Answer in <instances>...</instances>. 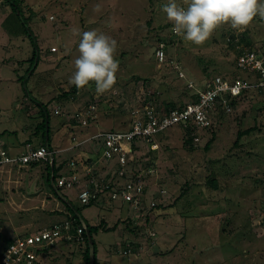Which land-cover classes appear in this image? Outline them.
I'll use <instances>...</instances> for the list:
<instances>
[{"label":"rangeland","instance_id":"374dc122","mask_svg":"<svg viewBox=\"0 0 264 264\" xmlns=\"http://www.w3.org/2000/svg\"><path fill=\"white\" fill-rule=\"evenodd\" d=\"M204 1L18 0L23 19L10 15L12 0H0V140L10 155L40 143L41 137L32 133L39 122L33 101L43 102L51 114L56 164L67 160L55 174L69 175L72 158L96 156L95 166L104 165V174L123 185L115 172L116 159L101 162L103 141L91 139L94 135L129 128L130 110L151 97L178 105L190 102L194 89L186 86L189 81L197 89L216 75L254 81L253 74L238 69L236 56L248 48L242 36L251 40L252 48L264 43V0ZM23 22L39 48L38 65L27 74L33 46ZM158 37L177 38L168 45L165 62L154 55ZM82 65L102 71L100 84L84 88L77 100H57L83 74ZM152 91L159 92L157 97ZM245 91V97L229 100L236 105L232 110H212V129L198 128V142L184 145L177 125L154 135L151 147L137 140L138 168L147 176L145 212L154 204L161 206L149 211L146 226L140 212L122 199L81 203L83 174L79 186L55 193L43 162L0 167V256L6 237L64 221L76 207L85 223L103 221L109 228L93 234L96 264H264V106L256 92ZM90 96L94 107L89 115L100 117L85 121L87 111L81 110L78 125L70 127V119L85 101L91 102ZM254 125L234 145L237 131ZM213 132L215 139L205 151ZM73 136L85 140L73 148ZM124 169L132 178L131 169ZM211 171L218 189L206 183ZM185 182L189 188L176 200ZM46 247L36 264H82L86 245L58 240ZM125 249L131 251L123 254Z\"/></svg>","mask_w":264,"mask_h":264},{"label":"built area","instance_id":"2783aa9c","mask_svg":"<svg viewBox=\"0 0 264 264\" xmlns=\"http://www.w3.org/2000/svg\"><path fill=\"white\" fill-rule=\"evenodd\" d=\"M173 32L176 33L177 30L174 28ZM190 33H192L191 30ZM165 57L164 44L160 43L156 51V58L158 62H164ZM173 65L177 69L179 68L177 63L173 62ZM236 65L244 73L253 74L254 81L248 82L240 77L230 79L216 75L211 79H205L200 89L194 87L193 81H189L186 86L194 89L191 90L190 95H194L195 98L190 102L179 104L166 114L160 113L154 102L144 100L138 107L130 110L131 123L129 128L100 132L91 138L103 141L101 157L106 161L115 158L120 165L115 172L117 176L123 178L126 174L124 167L129 160L133 159L138 139L143 140L147 146L151 147V145L156 144L153 138L154 135L178 124L183 128L190 127L192 129L191 135L194 136L195 142H198L200 136L197 134V129L208 127L211 124L209 114L213 112L212 110L221 111L223 106L226 107L227 111L232 110L229 100L240 96L245 90L264 93V43L259 48L250 49L246 47L238 52ZM178 75L181 78L185 77L181 70H178ZM93 107L91 105L92 109ZM38 159L49 160L50 163L53 161L51 152L45 146L11 156L8 148L0 140V167L7 164L24 166L29 161ZM148 172L150 173V169L146 173ZM56 182L59 187L71 188L74 183L79 182L78 174L62 175L56 178ZM89 183L90 186L86 184L79 192L78 199L81 203H89L91 199H96L101 191L109 189L112 199L120 197L125 202L133 205L138 212L141 211L143 204L140 195L144 186L141 175H138L136 179H133V177L131 179L128 176L124 177L121 186H111L110 183L99 182L96 178H90ZM140 215H142L141 212ZM85 228L86 226L83 224L74 234L71 232L70 222L66 220L44 226L41 230L38 229L27 236L21 235L4 251L0 258V264H21V262L32 264V260H36L38 256L36 250H40L58 240L72 241L75 239L80 241L83 239L81 234ZM127 252V250H124L123 254Z\"/></svg>","mask_w":264,"mask_h":264},{"label":"trees","instance_id":"16d2710c","mask_svg":"<svg viewBox=\"0 0 264 264\" xmlns=\"http://www.w3.org/2000/svg\"><path fill=\"white\" fill-rule=\"evenodd\" d=\"M19 1L21 2V0H19ZM20 2H18V0H12V2L10 3L11 4L12 13H10V15L14 16L16 18H19V17L21 18L22 17L24 19V15L22 14V11H21V9L19 7ZM204 2H207L209 4L210 3L213 4L216 1H204ZM150 22H151V20H149L147 23H150ZM23 24H24L23 28H24L25 34L30 37L31 42H32V46H33L32 56L29 58V60L32 61V66H30L26 70V74H27L28 71H31V73H33L35 68L38 65V62H39V56H38L39 48H38V43H37V40H36V37H35L34 33L31 31L30 27H28L26 25L25 22H23ZM193 25H195V28L198 29L201 26V22H198V23L193 24ZM175 34H177V32ZM176 39H172V38L169 39V38H166V37L165 38L164 37L163 38L158 37V39L156 41V46H155V49H154L155 58H156V51L158 49V45L160 43H163L164 44V52H165V56H166V60H167L166 50L168 48V45H171V43H173V41H176ZM242 40H243V42L245 41V43L248 46V48L252 49L253 46H252L251 40L246 39L245 36L241 37V42H242ZM81 69H82L83 74H80L78 79L74 83H72V85H71V87H70V89L68 91H64L63 90L60 94H57V96H56L57 100L61 101V100H64V99H69V98L71 100H73V99L77 100L79 98L80 94H81V91L84 88H86L88 86L93 88V87H96L98 84H100V82H101V77L100 76H101V73H102L101 70L100 71H92L86 65H82ZM135 79L137 80L138 77H135ZM152 93L151 94L154 96V98H155V96L157 94H159V92H156V91H154V92L152 91ZM244 93L241 94L240 96H238L237 98L245 97ZM256 93L260 96V100L259 101H260V103L263 104L262 106H264V93H262V92H256ZM189 97H191V100H193L195 98L194 95H189ZM92 99H93V97L90 96V101L91 102L85 101L84 105H82L79 108L80 111L78 110V111L75 112L74 116L70 119V124H69L70 127L78 125L79 119L77 117L79 116L78 114L81 112V110H82V112L87 111V112L84 113V114H87L86 117H84L85 121H95L98 117H100V116L96 115V117L94 119H92L91 116L89 115V112L92 111V108H91V105H93V100ZM152 99H153V97H151L150 101L154 102V104L156 105L155 107L162 114H166V113L169 112L170 109H174V108H176L178 106V103H176L174 100L160 99L158 102H156L155 100H152ZM33 103H35L37 105V107H38L37 116H38L39 122L37 123L36 127L33 129L32 133L34 135H36V136H40L41 137V141H40V143L38 145H32L30 147H27V148L23 149L22 151H19L17 154H20L22 152H26V151H28L30 149L35 150V149L39 148L40 146H45L51 152L53 161H52V163H50L49 160L38 159V160L29 161L26 165L19 166V167H25L27 165L35 167V166H38L39 162L45 163L46 164V170H47L48 185L52 189L53 192L57 193V191L60 188H63V187L57 186L56 178H58V177H60L62 175L57 176L55 173H56V171H58V170L63 168V166L66 164L67 160L62 161L57 166V164H56V153H57V150L55 151L53 149V147L51 146V144H50V117H51V114H50V112H49V110L47 108V104H45L43 102H36V101H33ZM60 104H62V103H59V105ZM181 104H184V102H181ZM231 104L234 107L235 102L231 101ZM222 111H223V108H222L221 112ZM129 113H128V115H129L128 117L129 118H128L127 121H128V123H131V118H130V114ZM177 126H179V128L182 130V136H183L182 141H183V144L184 145H186L187 143L190 144V141L194 140V136L191 135V130L192 129L190 127L183 128L181 125H178V124H177ZM212 126H213V122L211 121V124L208 126V128L210 127V129H212ZM46 127L48 128V130H47V138H46V132H45V128ZM255 129H256V126L254 125L252 127L246 128L244 130H238L237 133H236V138L234 140V145H238L239 144V140H240V138L243 135L250 134ZM72 138H73L72 139L73 140V146L72 145L71 146L73 148H76L78 145H80L85 140L84 139V140H79L78 141L76 136H73ZM214 139H215V134L213 132L212 134H210V137H209L208 141L204 145V150L205 151L209 150L210 145L214 141ZM76 141H78V142L76 143ZM4 145L6 146L5 143H4ZM71 146L69 147V149L72 148ZM192 147L195 148L194 144H193ZM64 149H62V150H64ZM135 150L138 151L139 148L135 147ZM135 153L136 152L134 151L133 159L129 160L127 162L126 166H128L129 169H131L132 174H133L132 175L133 179L134 178L136 179V177H138V175H141L143 177L144 186H143V192L140 195L141 196L140 199H141L143 205H142V209H141L140 212H141V214L145 213V214H142V216H143V221H144L143 223L146 226V225L149 224V221H150V215H148V214H150L149 211L152 208H154V206L157 207V208H160L161 206H158V204L157 205L154 204V205L151 206V208H148L147 212H145V208H147V207H146V203L143 200V198H144L143 195L147 192V189H148V186H146L147 184L145 183V181H146L145 177H147V176L146 175L143 176V173L138 168V167H140L139 163H138L140 158H139V156H135L136 155ZM113 159H115V158H113ZM98 160H99V157H96V156H94V157L93 156H87V157L81 156L78 159H75V158L70 159V162L68 163L69 170H70L69 175L70 174H78V179H79V182L78 183H74L73 187H75V186L77 187V186L80 185V183H82L81 179H80V175L81 174H83L82 176L84 177V179L86 181V184H88L89 186H90V183H89L90 178H96V180L99 181V182L110 183L111 186H114V185L121 186V185L115 184L113 176L104 174V165H101V166L98 165V167L95 166V165H97L96 161H98ZM103 161L109 162L111 160L106 161L104 158H102L101 162H103ZM117 165H118V168H119L120 167L119 163H117ZM16 166H17V164H15V167ZM146 166H147V168L149 170L151 168V166H152L151 162L149 161L146 164ZM118 168H116V169H118ZM136 168H137V170H136ZM127 173L128 172L126 170V174L124 175V177H127ZM214 174L216 175V173L214 171H211V173L207 175L208 177H207L206 183H207L208 186L212 187L213 189H218L219 185H218V182H217L216 177L214 176ZM84 186H82L81 188L83 189ZM188 188H189V185L187 184V182H185L184 183V187L180 191V193L177 196L176 200L180 199L187 192ZM159 190H161L160 194L161 193L162 194L165 193V189L164 188H160ZM118 199H121V198L119 197ZM112 200H116V199H112L111 198L109 189H104L103 191H101L99 193V195H98V197L96 199H91V201L89 203H86L84 205H92V204L98 203V202H102L104 204H108ZM60 213L61 212H59L57 214H60ZM66 220L70 222L71 232L74 233V234H76L77 229L79 227H81L83 224H85L86 228L82 231V234H81L83 236L82 240L76 241L75 239H73L72 241H65V240H62V241H64V242H74V243L75 242H84L86 247H85V249L83 251V256H82V259H83L82 261L83 262H82V264H96L97 248H96V245H95V241L93 239V234L96 233L99 228H102L104 230L109 229V228H107L104 225L103 221L100 224L94 225V226H91L88 223H85V221H83L82 218H81L80 210L78 208H76V207H74L72 209V215L68 216V218L65 219L64 221H66ZM58 222H61V221H58ZM128 224H131V225L133 224V225L136 226L135 220H133V219H129L128 220ZM44 226H47V225H44ZM44 226H42V227H44ZM42 227H40L38 229L41 230ZM129 230L133 231V228H129ZM33 232L34 231H29V232H26L24 234H20V233L16 234L15 237H6L4 239V243H3V246H2L3 250H2L0 258L2 257L4 251L10 246V244H12L14 242V240L17 237H19L21 235H26L27 236V235H29L30 233H33ZM47 250H48V247L44 246L40 250H36L37 251V255H41V253H45ZM125 250H127L128 252L131 251L130 249H125ZM37 262L38 261H36L34 259L32 260V264H36ZM21 264H23V262H21Z\"/></svg>","mask_w":264,"mask_h":264},{"label":"water","instance_id":"95a60500","mask_svg":"<svg viewBox=\"0 0 264 264\" xmlns=\"http://www.w3.org/2000/svg\"><path fill=\"white\" fill-rule=\"evenodd\" d=\"M47 130H48V128L46 127V138H47Z\"/></svg>","mask_w":264,"mask_h":264}]
</instances>
